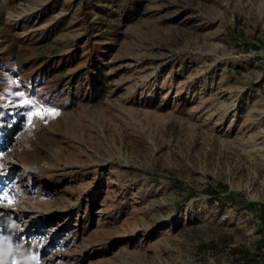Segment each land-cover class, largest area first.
<instances>
[{
	"label": "rangeland",
	"instance_id": "rangeland-1",
	"mask_svg": "<svg viewBox=\"0 0 264 264\" xmlns=\"http://www.w3.org/2000/svg\"><path fill=\"white\" fill-rule=\"evenodd\" d=\"M13 261L264 264V0H0Z\"/></svg>",
	"mask_w": 264,
	"mask_h": 264
},
{
	"label": "trees",
	"instance_id": "trees-1",
	"mask_svg": "<svg viewBox=\"0 0 264 264\" xmlns=\"http://www.w3.org/2000/svg\"><path fill=\"white\" fill-rule=\"evenodd\" d=\"M22 128V120L19 118V120H16L13 123H6L5 124V139L7 138L8 141H10V138L12 135H15L18 133V131Z\"/></svg>",
	"mask_w": 264,
	"mask_h": 264
},
{
	"label": "snow or ice",
	"instance_id": "snow-or-ice-1",
	"mask_svg": "<svg viewBox=\"0 0 264 264\" xmlns=\"http://www.w3.org/2000/svg\"><path fill=\"white\" fill-rule=\"evenodd\" d=\"M25 103H27V101H25ZM45 114H49V113H41L40 111H37V112L35 113V115H38V116H42V115H45ZM13 264H16V262L13 261Z\"/></svg>",
	"mask_w": 264,
	"mask_h": 264
}]
</instances>
